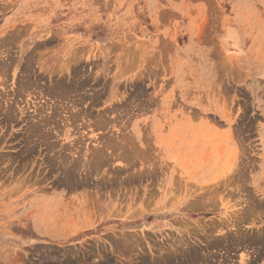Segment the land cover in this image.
<instances>
[{
	"label": "rangeland",
	"instance_id": "obj_1",
	"mask_svg": "<svg viewBox=\"0 0 264 264\" xmlns=\"http://www.w3.org/2000/svg\"><path fill=\"white\" fill-rule=\"evenodd\" d=\"M231 6L0 0V264H264V79Z\"/></svg>",
	"mask_w": 264,
	"mask_h": 264
},
{
	"label": "crops",
	"instance_id": "obj_2",
	"mask_svg": "<svg viewBox=\"0 0 264 264\" xmlns=\"http://www.w3.org/2000/svg\"><path fill=\"white\" fill-rule=\"evenodd\" d=\"M231 2L232 10L223 29V45L237 54L244 67L248 66L249 55L250 65L264 79V0Z\"/></svg>",
	"mask_w": 264,
	"mask_h": 264
},
{
	"label": "bare ground",
	"instance_id": "obj_3",
	"mask_svg": "<svg viewBox=\"0 0 264 264\" xmlns=\"http://www.w3.org/2000/svg\"><path fill=\"white\" fill-rule=\"evenodd\" d=\"M97 154V153H96ZM211 244V243H210Z\"/></svg>",
	"mask_w": 264,
	"mask_h": 264
}]
</instances>
